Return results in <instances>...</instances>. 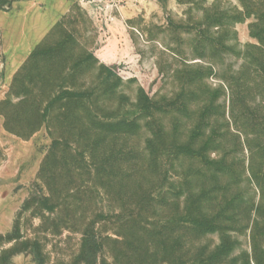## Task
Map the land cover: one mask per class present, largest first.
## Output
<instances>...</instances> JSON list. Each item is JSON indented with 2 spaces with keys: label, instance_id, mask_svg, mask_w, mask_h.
I'll list each match as a JSON object with an SVG mask.
<instances>
[{
  "label": "rangeland",
  "instance_id": "1",
  "mask_svg": "<svg viewBox=\"0 0 264 264\" xmlns=\"http://www.w3.org/2000/svg\"><path fill=\"white\" fill-rule=\"evenodd\" d=\"M259 51L264 0H0V264H264Z\"/></svg>",
  "mask_w": 264,
  "mask_h": 264
},
{
  "label": "trees",
  "instance_id": "2",
  "mask_svg": "<svg viewBox=\"0 0 264 264\" xmlns=\"http://www.w3.org/2000/svg\"><path fill=\"white\" fill-rule=\"evenodd\" d=\"M259 53L260 54L258 56V61H259V63H264V52L259 51ZM262 70L264 72V68H262ZM181 149H183V148H181ZM194 149L192 147H190V145H186L184 147V151L186 152V155H188L189 152H191V154L188 157L193 158V159H194L193 156L197 153L196 150H194ZM131 177H133V176L132 175L131 176L123 175L122 178L126 180V179H130ZM203 177L206 178L205 176H203ZM220 203H221V201L219 202V204ZM217 218L218 217L213 218L214 222L218 221L220 217L218 219ZM254 241H256V236H253V242ZM18 247H19L18 252H21L22 249H25V247H23L22 245H19ZM101 248H102V243L100 242V240L98 239V236L94 232L93 225H91V224L87 225L85 227V229L83 230L80 245H79V251H78V256H77L78 262L80 264H96L98 254L100 253ZM23 251H25V250H23Z\"/></svg>",
  "mask_w": 264,
  "mask_h": 264
}]
</instances>
